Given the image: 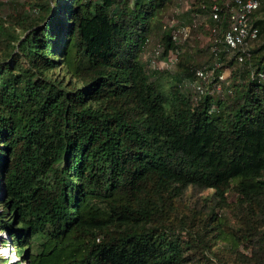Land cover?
I'll return each instance as SVG.
<instances>
[{
    "label": "trees",
    "instance_id": "1",
    "mask_svg": "<svg viewBox=\"0 0 264 264\" xmlns=\"http://www.w3.org/2000/svg\"><path fill=\"white\" fill-rule=\"evenodd\" d=\"M173 3L26 0L34 14L0 18V244L21 261L264 264V3L249 56L228 62L230 92L197 101L141 62L162 35L179 71L194 68L164 30ZM214 4L223 35L233 0L193 11Z\"/></svg>",
    "mask_w": 264,
    "mask_h": 264
},
{
    "label": "rangeland",
    "instance_id": "2",
    "mask_svg": "<svg viewBox=\"0 0 264 264\" xmlns=\"http://www.w3.org/2000/svg\"><path fill=\"white\" fill-rule=\"evenodd\" d=\"M26 0H0V18L7 19L14 13H23L26 15L34 14L23 6ZM135 1V0H133ZM222 3V0H219ZM196 0H174L173 5L164 16V30L169 31L172 39L183 50L189 53L194 63V68L190 73H184L178 69V61L173 63L177 57L176 52L168 49L166 43L162 40V35H157L147 39L141 48V62L147 70V74L151 81L159 84L164 89L170 91L172 87L178 88L181 93L191 98L194 101L201 99L195 88L196 71L206 68L211 75V80L205 84V92L211 90V94L222 98L226 93L230 92L229 77L232 69L228 66V62L234 58V52L227 51L224 47L215 48L212 44L214 41L213 34L210 28V16L193 11ZM213 45L212 48L210 46ZM251 49V48H250ZM241 67V66H240ZM216 69L219 73H216ZM223 74L225 81L213 86V78ZM1 182V179H0ZM1 188V184H0ZM213 191H203L195 193V198H205L212 194ZM233 198H231L232 200ZM204 201V200H203ZM225 218V223L229 226L227 231L228 236L236 233L237 227L231 213L228 209L221 211ZM240 236V232H238ZM3 238H8L4 233ZM238 252L241 254H251V249L242 244L241 240L237 244ZM222 254H229L231 251L230 241H225L221 244ZM0 256L5 259H11L14 264H29L21 261L16 256L13 246L4 247L0 244Z\"/></svg>",
    "mask_w": 264,
    "mask_h": 264
},
{
    "label": "built area",
    "instance_id": "3",
    "mask_svg": "<svg viewBox=\"0 0 264 264\" xmlns=\"http://www.w3.org/2000/svg\"><path fill=\"white\" fill-rule=\"evenodd\" d=\"M264 0H233L230 9V28L221 35L220 26L223 21L222 9L219 4L212 6L211 17L215 25L211 27L214 37V45L217 49L219 46L224 47L227 51L236 53L234 57L240 63H244L245 55L249 56L250 44L259 39V28L252 23L253 14L263 5ZM178 61L176 57L175 62ZM195 88L200 95L205 93V84L211 80V75L206 68L196 71ZM225 81L223 74L215 76L213 81Z\"/></svg>",
    "mask_w": 264,
    "mask_h": 264
},
{
    "label": "water",
    "instance_id": "4",
    "mask_svg": "<svg viewBox=\"0 0 264 264\" xmlns=\"http://www.w3.org/2000/svg\"><path fill=\"white\" fill-rule=\"evenodd\" d=\"M1 194V193H0Z\"/></svg>",
    "mask_w": 264,
    "mask_h": 264
}]
</instances>
